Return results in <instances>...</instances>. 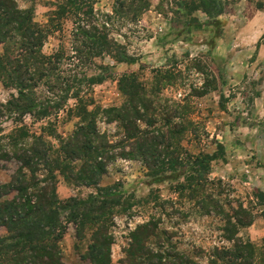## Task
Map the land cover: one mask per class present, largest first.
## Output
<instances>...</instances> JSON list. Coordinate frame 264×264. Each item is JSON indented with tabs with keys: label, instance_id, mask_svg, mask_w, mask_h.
Returning <instances> with one entry per match:
<instances>
[{
	"label": "rangeland",
	"instance_id": "374dc122",
	"mask_svg": "<svg viewBox=\"0 0 264 264\" xmlns=\"http://www.w3.org/2000/svg\"><path fill=\"white\" fill-rule=\"evenodd\" d=\"M85 1L94 7L100 25L109 23L110 37L124 45L134 62L118 63L105 54L75 66L77 60L71 56L76 16L63 15L61 11L62 5L70 2L15 0L19 9L31 11L35 23L41 25L46 35L43 52H66L58 72L62 80L72 83V79H81L85 74L108 76L101 84L87 83L81 97L88 111H99L98 129L114 144L110 154L117 155L109 162L101 185H115L123 190L122 202L128 207L115 208L108 222L114 238L112 264L132 263L126 254L132 245V233L147 221L158 226L157 235L148 241L154 254L165 251L175 263L187 260L192 264H231L235 257L222 260L216 254L234 245L228 240L225 227L227 218L233 217L242 204L252 212L254 222L239 227L237 237L250 239L257 255L264 256V204L257 198L258 192L264 191V54L260 53L264 38H260L259 46L239 44L237 40L239 29L258 12L264 22V0H228V11L212 19L195 12L206 24L190 33L184 30L191 16L183 6L184 0H148V9L143 13L132 12L139 5L137 1L132 5L133 0H120L118 4L117 0ZM115 9L123 11L115 13ZM177 31L183 32L179 38ZM2 48L4 52L0 44V52ZM129 74H133V93L142 92L153 101L146 117L151 120L155 115V133L163 140H172L171 148L160 159L148 160L149 164L140 156H121L136 152V145L125 139L120 121L109 122L102 112L128 100L123 91L131 93L130 86L123 81L122 88L121 78ZM12 87L14 90V85L6 87L0 82L1 135L16 134L24 126L32 136H41L53 144L51 157L60 159L63 139L83 124L76 108L79 100L69 99L61 110H54L47 117L39 116L36 110L33 115L16 118L1 106L11 98ZM48 90L39 83L29 93L45 101ZM146 104L150 105V101ZM141 126L149 127L147 123ZM170 153V158L179 160L175 164L168 159ZM198 155L215 157L210 170L194 165ZM160 164L166 166L165 170L154 177V169ZM80 165L81 161L70 164L76 169ZM0 166V191L6 192L4 184L12 180L19 163L15 159L4 160ZM56 173L61 201L73 196L86 199L96 191L94 187L77 186L67 172ZM65 225L66 232L58 242L63 261L91 264L85 254L92 244L96 224L90 221L79 228L74 223ZM6 234V227L1 226L0 238ZM17 247L24 250L27 245L20 243ZM9 257L0 258V264ZM133 264L149 263L139 259Z\"/></svg>",
	"mask_w": 264,
	"mask_h": 264
},
{
	"label": "trees",
	"instance_id": "16d2710c",
	"mask_svg": "<svg viewBox=\"0 0 264 264\" xmlns=\"http://www.w3.org/2000/svg\"><path fill=\"white\" fill-rule=\"evenodd\" d=\"M135 1L139 5L133 8L132 12L143 13L148 9V0H133L131 4L134 5ZM69 2L68 5H62L61 11L63 15L74 13L76 16L71 56L77 60L75 66L105 54H109L118 63L134 62V57L124 45L110 37L109 23H98L94 7L85 4V0H68ZM178 2L181 5L182 1ZM228 5V0H184L183 6L191 15L184 30L190 33L193 28L201 29L200 25L206 24L194 14L195 12H202L212 19L226 13ZM122 11L115 9V13ZM182 33L177 31V38ZM45 40L46 35L41 25L35 23L31 11L19 9L15 0H0V44L4 46V52L0 54V82L6 87L14 85L17 93L13 92L7 103L1 106L16 118L33 115L36 110L39 116L47 117L50 112L61 110L69 99L75 98L79 100L76 108L83 120V124L72 136L63 139L60 159L51 157L53 144L43 137L32 136L24 126H21L16 134L6 137L1 135L0 124V164L1 161L12 159L19 163L12 180L4 184L6 192L0 191V227L5 226L7 229V234L0 238V258L10 256L5 264H66L58 245L66 232L65 224L74 223L79 228L91 221L92 225L96 224V229L85 258L91 264H112L111 246L114 238L108 222L111 221L115 208L128 207L122 202L125 194L123 190L115 185H101L104 175L108 172L109 162L117 158V155L110 154L114 144L98 129L99 111H88L81 97L87 83L90 86L101 84L108 76L102 73L91 76L85 74L81 79H72V83L62 80L58 72L66 52L60 50L50 55L45 54L42 50ZM129 75L121 78V87L125 88L123 81L129 84L132 95L124 90L128 100L122 106L105 108L102 112L107 115L109 122L120 121L125 129V139L136 145V152L130 151L121 156H140L149 164L148 160L154 162L160 159L171 148L172 140H163L161 135L155 133V115L151 120L146 117L149 116V109L154 106L153 101L142 92L133 93V74ZM39 83L49 89L45 101H40L29 93ZM11 89L13 90V87ZM147 101H150V105L146 104ZM141 108H144L146 113L142 112ZM141 123H147L152 130L148 129L149 127L143 129ZM170 155L171 153L168 159ZM214 159L211 155H198L194 165L208 171ZM170 160L174 163L178 159L171 157ZM64 161L67 162L65 165ZM76 161H81V165L77 169L71 168L70 164ZM165 167L160 164L154 169L153 176H158ZM56 170L69 173V178L77 186L94 187L95 193H90L86 199L73 196L67 201H61L57 192ZM194 177L192 175V178ZM10 194L12 196L7 197ZM257 198L260 204H264V191H259ZM241 216L247 218L243 219ZM233 217L227 218L225 228L229 233L228 240L234 241V245L218 250L216 255L222 260H225L226 256L230 259L235 257L231 264H264V256L257 255L254 243L250 239L237 237L239 227L253 224L252 212L242 204L234 211ZM153 224V221H147L133 231L132 245L126 251L127 260L132 262L131 264L139 259L149 264H192L187 260L175 263L165 251L155 254L152 252L148 241L157 235L158 229V226ZM20 243H25L27 248L18 249Z\"/></svg>",
	"mask_w": 264,
	"mask_h": 264
},
{
	"label": "crops",
	"instance_id": "0c3cea01",
	"mask_svg": "<svg viewBox=\"0 0 264 264\" xmlns=\"http://www.w3.org/2000/svg\"><path fill=\"white\" fill-rule=\"evenodd\" d=\"M260 12L250 18L248 22L243 24V26L239 29L237 34V40L239 44L249 45L256 44L259 42L261 34L264 33V22L260 21L259 17ZM2 51L0 54H2ZM260 53L264 54V48H260ZM264 61V59H263ZM16 92V90H12V93Z\"/></svg>",
	"mask_w": 264,
	"mask_h": 264
}]
</instances>
